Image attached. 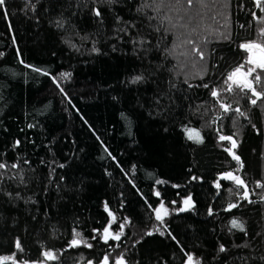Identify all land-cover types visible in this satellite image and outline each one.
I'll return each instance as SVG.
<instances>
[{"label": "trees", "instance_id": "16d2710c", "mask_svg": "<svg viewBox=\"0 0 264 264\" xmlns=\"http://www.w3.org/2000/svg\"><path fill=\"white\" fill-rule=\"evenodd\" d=\"M143 4L153 0H6L0 9V163L9 165L0 169V256L32 264L52 250L57 259L46 264H98L108 252L129 264H184L192 253L201 264H264V188L255 184L264 182V100L253 106L251 93L222 91L232 106L224 113L210 95L246 60L239 44L264 41V20L252 15L264 12L255 0H165L159 11H137ZM184 126L203 142L187 139ZM221 134L237 141L244 168L234 174L253 203L233 181L215 187L238 167ZM105 203L116 218L110 230L125 225L108 244L92 239L112 219ZM73 229L93 247L69 248Z\"/></svg>", "mask_w": 264, "mask_h": 264}, {"label": "snow or ice", "instance_id": "6c2138e0", "mask_svg": "<svg viewBox=\"0 0 264 264\" xmlns=\"http://www.w3.org/2000/svg\"><path fill=\"white\" fill-rule=\"evenodd\" d=\"M94 3H107L109 5L117 3V0H93ZM181 0H176V4H180ZM186 3L189 7H191L194 3V0H186ZM256 7L259 8L262 12H264V6L261 4V0H255ZM6 4V0H0V9H3ZM154 6L157 11H159L160 8L165 7V0H153V5L143 4L140 8L137 9V11H142L144 7H150ZM35 5H33V8ZM93 14L96 17H101L102 13L100 8H93L92 9ZM4 15L6 16L7 13L5 12ZM254 19L264 20V17H257L256 13L253 12ZM120 17H117V21H120ZM149 19H152V17H149ZM163 19H169L168 17H164ZM163 22V21H161ZM58 27H62V22H57ZM133 27L135 25H132ZM174 27V26H173ZM126 31V29H124ZM259 36L264 37V28H261L259 30ZM136 41L134 40V43ZM141 44L144 43L143 40L140 41ZM188 43H192V41H188ZM239 48L247 53L246 60L244 63L239 64L232 70H230L225 77V88L220 89L219 91L216 88H212L210 91V95L213 98H217L220 108L223 110L224 113H227L229 111H232V106L226 102H223L222 100H219L220 94L222 91H227L229 93L234 92L236 89H239L241 92L251 93V95L248 97L249 102L251 105L255 106L257 105L258 101L264 100V91H260L257 89V86H264V41L258 42L257 40H248L246 42H242L239 44ZM93 51H97V49H93ZM193 51L199 52V49L193 48ZM201 55V59H203V53H199ZM0 55H3V53H0ZM23 63V61H21ZM31 67V66H29ZM246 69V70H245ZM35 71H41L40 69L36 68ZM259 70V71H258ZM47 75V73H44ZM64 78L70 77V73H61L60 74ZM143 79L142 75H137L132 78V83L139 82ZM53 82L57 84V87L60 88V91L63 92L64 89L60 87L59 83L56 81L55 77H53ZM205 88H208L209 85L205 84ZM66 95V94H65ZM235 111L239 113V115L244 116L245 113L241 112L239 108H236ZM254 126V125H253ZM29 128L32 127V125H28ZM255 127V126H254ZM184 131L186 134L187 139L195 141L197 143L203 142V138L200 135L199 130L195 128H190L188 126H184ZM220 141H230L231 147L226 148L225 150L229 152V154L232 156V159L235 160L238 164V167L234 169L233 171H226L223 172L217 181L214 182L215 187L217 189H220L222 187L220 180H229L233 181L235 185L238 188H243V194L241 195L240 199L242 200H248L249 203H253L251 199H249V189L247 186V183L245 180L240 176L234 174V172L239 173L241 169L244 168V163L241 160V158L236 154L234 149L238 147L237 141L233 139L232 135H219ZM20 144L19 140L15 141L14 147L18 146ZM27 163V161H25ZM9 165L6 163H0V169H6ZM12 168H17V164H12ZM60 167H63V165H60ZM3 174L0 173V178H2ZM63 179V178H61ZM193 179H196V177H193ZM22 182V181H21ZM157 183H161L160 181H157ZM257 188H264V182L256 181L255 182ZM2 190V189H0ZM229 192H232V189H228ZM6 195L11 198L12 193L8 192ZM157 196L160 195L159 192L156 193ZM20 194L19 192L16 193V197L19 198ZM261 200H264V195L260 196ZM175 203V202H174ZM184 204L188 207H191V200L185 199ZM239 204L237 203H229L227 206L226 211H230L232 208L238 207ZM105 210L108 211V215L112 217V219L109 221V224L107 226L103 227L102 233L98 229H93V233L95 235L92 236L93 240H96L97 238L103 240L105 244H108L109 240H116L119 241L121 238V235L123 234L124 224L122 223L120 225V232L113 233L111 229V224L115 222V216H113L112 212L108 210V205L105 203ZM185 209H181L183 211ZM211 209H209V213L211 214ZM156 219L162 221V214L167 215L168 210L164 207L163 203L155 209ZM125 222H127V218H125ZM232 228L239 229L241 231H244V224L241 223L237 218H233L231 221ZM152 233L149 232L147 235H151ZM164 233L161 232V235ZM171 235V233H169ZM175 239V237H173ZM80 244H85L88 248H92L93 244L89 243L88 241L84 240L81 236V233L77 232L75 229H73V239L69 241L68 247L69 248H76L80 246ZM15 248L18 252H23V247L21 244V241L19 238H17L14 241ZM111 247V245L109 246ZM119 247V245H117ZM220 252H224L225 248L223 245L219 248ZM110 253L106 252L102 258L98 262V264H129V261L127 260L124 253H120L115 257L114 260H110ZM16 253H13L11 256H0V264H2L3 261L6 260H12L13 264H29L28 260H21L17 262L15 260ZM41 256L43 259H38L35 261H32V264H46V261H54L57 259V256L54 254L52 250H44L41 253ZM186 259L184 260V264H201V261L198 258H195L192 253H185ZM264 260V257L261 258ZM87 264H93V261L89 260L87 261Z\"/></svg>", "mask_w": 264, "mask_h": 264}, {"label": "water", "instance_id": "95a60500", "mask_svg": "<svg viewBox=\"0 0 264 264\" xmlns=\"http://www.w3.org/2000/svg\"><path fill=\"white\" fill-rule=\"evenodd\" d=\"M158 207H159V206H158ZM158 207H157V208H158ZM162 216H163V214H162Z\"/></svg>", "mask_w": 264, "mask_h": 264}, {"label": "rangeland", "instance_id": "374dc122", "mask_svg": "<svg viewBox=\"0 0 264 264\" xmlns=\"http://www.w3.org/2000/svg\"><path fill=\"white\" fill-rule=\"evenodd\" d=\"M7 261V260H6Z\"/></svg>", "mask_w": 264, "mask_h": 264}]
</instances>
